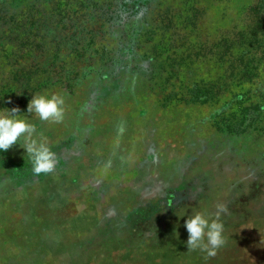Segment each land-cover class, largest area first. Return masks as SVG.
<instances>
[{
  "label": "rangeland",
  "instance_id": "374dc122",
  "mask_svg": "<svg viewBox=\"0 0 264 264\" xmlns=\"http://www.w3.org/2000/svg\"><path fill=\"white\" fill-rule=\"evenodd\" d=\"M52 93L62 123L27 113ZM13 107L58 163L0 151V264H264V0H0ZM217 202L227 243L188 251Z\"/></svg>",
  "mask_w": 264,
  "mask_h": 264
},
{
  "label": "clouds",
  "instance_id": "9594fccd",
  "mask_svg": "<svg viewBox=\"0 0 264 264\" xmlns=\"http://www.w3.org/2000/svg\"><path fill=\"white\" fill-rule=\"evenodd\" d=\"M64 105L65 99L58 93L34 94L28 103L27 113L34 115L41 122L59 124L64 120ZM20 113L18 107L0 111V151L7 152L19 144L26 150L34 175L54 172L58 163L56 153L51 150L43 133L37 132L36 125L29 122L27 117L22 118ZM214 209L205 212L194 208L193 215L186 219L188 251L200 250L206 253L207 257H215L227 243L224 236L225 224L221 218L228 215V205L217 202ZM178 215L183 217L185 212H179ZM176 235L178 236V233Z\"/></svg>",
  "mask_w": 264,
  "mask_h": 264
}]
</instances>
